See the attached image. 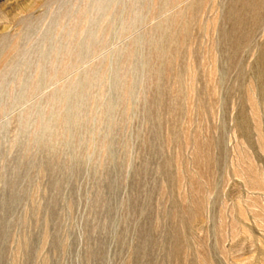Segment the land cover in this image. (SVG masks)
<instances>
[{"label":"rangeland","instance_id":"1","mask_svg":"<svg viewBox=\"0 0 264 264\" xmlns=\"http://www.w3.org/2000/svg\"><path fill=\"white\" fill-rule=\"evenodd\" d=\"M0 264H264V0H0Z\"/></svg>","mask_w":264,"mask_h":264}]
</instances>
